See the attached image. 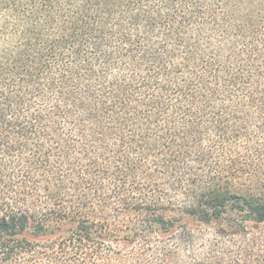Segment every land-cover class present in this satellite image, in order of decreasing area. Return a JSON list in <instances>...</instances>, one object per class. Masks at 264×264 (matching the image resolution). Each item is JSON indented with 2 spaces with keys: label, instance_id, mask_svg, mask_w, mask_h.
Wrapping results in <instances>:
<instances>
[{
  "label": "trees",
  "instance_id": "obj_1",
  "mask_svg": "<svg viewBox=\"0 0 264 264\" xmlns=\"http://www.w3.org/2000/svg\"><path fill=\"white\" fill-rule=\"evenodd\" d=\"M0 264H264V0H0Z\"/></svg>",
  "mask_w": 264,
  "mask_h": 264
}]
</instances>
